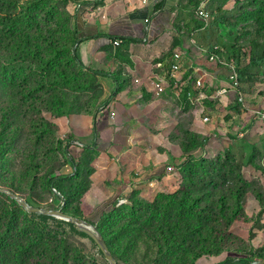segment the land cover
<instances>
[{
    "label": "rangeland",
    "instance_id": "rangeland-1",
    "mask_svg": "<svg viewBox=\"0 0 264 264\" xmlns=\"http://www.w3.org/2000/svg\"><path fill=\"white\" fill-rule=\"evenodd\" d=\"M142 1H2V12L10 10L11 16L0 15V128L12 143L10 151L0 154V188L31 207L58 210L94 226L117 264H211L225 253L264 257L257 241L264 226L262 175L246 176L247 166L224 156L227 148L207 149L203 114L180 104L173 87L160 85L159 92L158 82L149 78L135 84L120 48L109 54L123 56L114 70L108 69L111 78L93 76L72 59L80 39L79 18L123 13ZM219 2L210 3L215 12L208 9L210 23L221 30L218 45L233 44L250 55L262 47L264 0H229L221 15L215 10ZM113 91V102L124 91L133 105L135 151L163 153L175 144L184 155L164 183L139 182L121 197L106 200L111 181L92 188L90 161L82 165L83 156L66 147L67 119L93 115ZM55 177L61 179L45 185L46 178ZM61 221L33 219L44 229L41 241L53 262L109 264L95 243Z\"/></svg>",
    "mask_w": 264,
    "mask_h": 264
},
{
    "label": "crops",
    "instance_id": "crops-1",
    "mask_svg": "<svg viewBox=\"0 0 264 264\" xmlns=\"http://www.w3.org/2000/svg\"><path fill=\"white\" fill-rule=\"evenodd\" d=\"M200 1L143 0L139 6L123 13L113 11L98 18L83 16L78 19L82 40L77 46L78 55L85 66L107 72L109 68L114 70L123 57L109 56L114 48H120L121 54L129 59L130 66L125 69L134 76L135 84H139L140 78H149L164 89L173 87L180 104L193 106L196 113L203 114L201 121L208 117L209 122L205 123L207 149L243 148L252 154V161L245 169L246 176L262 175L264 183V120L256 115V112H264V83H257L264 76L259 68H252L250 80H241L239 93L244 98L243 105L237 101V91L215 96L217 90L228 86V70L208 60L209 54L223 57L224 51L216 40L221 32L218 27L213 23L204 30L199 27L195 10ZM213 1L205 0L207 12L208 9L215 12L210 5ZM228 2L226 0L225 4ZM219 3L220 9L225 8V4ZM114 40H120L121 44L114 47ZM211 48H219L222 53L210 52ZM176 51L182 53V58L180 70L172 76L168 65ZM197 81H201V87L196 86ZM124 93L120 91L117 96L120 101L113 102V98L107 110H99L95 124L93 115H71L67 119L68 140H77L82 145L81 149H71L78 157L83 156L82 165L90 161L92 188L102 187L105 181L112 183L106 200L121 197L139 182L164 183L170 175L166 168H176L175 165L183 161V151L175 144L163 153L155 149L134 150L136 115L130 98ZM124 108L128 109L126 116L122 114ZM256 165L262 167V173L257 171ZM257 241L264 246V226L257 234Z\"/></svg>",
    "mask_w": 264,
    "mask_h": 264
},
{
    "label": "trees",
    "instance_id": "trees-1",
    "mask_svg": "<svg viewBox=\"0 0 264 264\" xmlns=\"http://www.w3.org/2000/svg\"><path fill=\"white\" fill-rule=\"evenodd\" d=\"M2 1L3 0H0V15L11 16L10 10H7V12L5 13L2 12V10H4ZM79 2L85 3L86 1ZM222 2L220 1L219 3L221 6L225 4L226 0H223ZM220 12L221 9L218 7V15H221ZM199 27H201L200 22ZM45 39L47 40V38L44 37V42ZM81 41V39H78L76 43H74L72 47V59L93 76L111 78L110 74L106 71L95 70L84 65L77 52V46ZM46 45H51V42H46ZM175 46H177V43L174 41L173 47ZM222 48V50L224 51V56L227 59L233 60L235 62L240 82L241 80H250L252 76L249 74V71L252 68H259L264 76V44L262 47L256 48V50L253 51L251 55L250 53L245 52L244 49L235 47L233 44L229 47L223 46ZM210 50V52L213 53H222L219 50H214L212 48ZM114 97L115 93L113 91L110 96L101 104L99 109L95 111V113L93 114L94 124L97 119L99 110H107ZM1 122H3V120H1L0 123ZM11 143L12 139L10 137H5L4 131H2V129L0 128V154L2 156L10 151L11 147L9 144ZM69 146L70 141L67 142L66 147ZM90 148L91 147H89L88 149ZM242 153L245 154L243 148L229 146L224 151V156H231L236 164H240V167H244L251 163L252 154L247 152L245 155V160H243ZM65 154L68 157L67 151H65ZM67 160L72 166H74V162L72 161L71 157H68ZM60 179L61 178L59 177L46 178L45 185L51 187L55 181ZM15 201L16 200L11 199L8 195L0 193V264H57L53 262L52 258L47 252V243L41 241V235L44 234L43 227L39 226L38 224H33L34 218H37L40 222L55 220V218L37 213H29L24 208L23 209L25 211H23L21 209L22 206L20 204L17 205ZM204 211L205 208L200 209V214H203ZM106 214L107 212H104L102 217H104ZM61 222L65 223L74 232L78 233L81 236L89 238L93 243H95L87 234L77 231L73 224L64 221ZM98 252L99 254L103 255L99 248ZM222 255L223 256H220L218 258L219 260L217 262H213L211 264H254L257 261L256 259H264V257L255 258L252 253H225Z\"/></svg>",
    "mask_w": 264,
    "mask_h": 264
},
{
    "label": "built area",
    "instance_id": "built-area-1",
    "mask_svg": "<svg viewBox=\"0 0 264 264\" xmlns=\"http://www.w3.org/2000/svg\"><path fill=\"white\" fill-rule=\"evenodd\" d=\"M205 0H201L200 3L198 4V6L196 7L195 10V16L199 19V22L201 24L200 29L204 30L208 27L209 23H210V19L211 16L210 14L207 12V10L205 9ZM121 44L120 40H114L112 42V45L114 47H117ZM214 50H219V48H214ZM220 51V50H219ZM221 52V51H220ZM182 58V53L180 51H176L174 52L171 57H170V62L168 65V71L170 73V75H174V73H177L180 70V61ZM208 60L210 62H215L220 66L225 67L228 70V86L222 89H219L216 91V97H220V96H224L228 91L233 90V91H237L238 92V97H237V101L240 105L244 104V98L242 96L241 93H239V88H240V79H239V74L237 71V66L235 64V62L233 60L227 59L226 57H219L216 54H209L208 55ZM157 66H160V64H158ZM135 82H137V80H135ZM196 86L197 87H201L202 83L201 81H197L196 82ZM156 88L159 92L162 91V88L159 85H156ZM256 115L264 120V112H256ZM110 116L113 117L114 113L111 112ZM202 121L204 123L209 122L208 117H204L202 119ZM70 145L71 147H77V148H82V145L77 141V140H72L70 141ZM175 168L169 166L166 168L167 172H172L174 171ZM123 201H119V204H122Z\"/></svg>",
    "mask_w": 264,
    "mask_h": 264
},
{
    "label": "water",
    "instance_id": "water-1",
    "mask_svg": "<svg viewBox=\"0 0 264 264\" xmlns=\"http://www.w3.org/2000/svg\"><path fill=\"white\" fill-rule=\"evenodd\" d=\"M0 193L8 195L11 199L16 200L27 212L37 213L45 216H50L64 220L70 224H73L79 232H84L87 234L98 246L103 256L109 262V264H117L116 260L112 256L104 238L96 230V228L85 221L79 220L77 218L68 216L58 210H47L42 208L31 207L24 199L15 195L14 193L0 188ZM254 264H264V259L259 260Z\"/></svg>",
    "mask_w": 264,
    "mask_h": 264
}]
</instances>
